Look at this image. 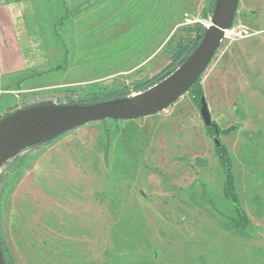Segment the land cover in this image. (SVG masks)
<instances>
[{"label": "rangeland", "instance_id": "1", "mask_svg": "<svg viewBox=\"0 0 264 264\" xmlns=\"http://www.w3.org/2000/svg\"><path fill=\"white\" fill-rule=\"evenodd\" d=\"M43 1L16 46L22 60L49 48L54 61L16 70L3 44L0 117L64 102L69 89L79 98L150 78L169 63L166 45L211 15L210 0ZM263 2L235 13L200 77L212 128L186 92L157 114L87 122L4 166L0 231L15 264H264ZM219 144L244 228L224 197Z\"/></svg>", "mask_w": 264, "mask_h": 264}, {"label": "water", "instance_id": "2", "mask_svg": "<svg viewBox=\"0 0 264 264\" xmlns=\"http://www.w3.org/2000/svg\"><path fill=\"white\" fill-rule=\"evenodd\" d=\"M239 0H214L210 23L191 54L173 72L144 91L124 98L90 104L41 102L17 108L0 119V169L4 162L29 146L52 139L87 122L106 118L131 120L157 114L184 95L200 78L230 29ZM205 125L212 124L200 98ZM0 264H6L0 249Z\"/></svg>", "mask_w": 264, "mask_h": 264}, {"label": "trees", "instance_id": "3", "mask_svg": "<svg viewBox=\"0 0 264 264\" xmlns=\"http://www.w3.org/2000/svg\"><path fill=\"white\" fill-rule=\"evenodd\" d=\"M213 4H214V0H210L209 11H212ZM59 25H62V23L60 24L59 22H56V21L52 25V30L56 38H60V35L58 33ZM203 32H204V26L196 22L192 26L188 27V29L185 32L184 38H180L173 46H171V42H172L171 40L166 45V48H165V50H167V53L169 55V63L167 64L165 68H163L161 71H159L157 74L153 75L150 78L134 82L131 86L126 85V86H118L116 88H100L99 90L90 92L86 94L85 96L79 97V98L74 96V92L72 89H69V90L66 89L67 91H65L64 93L66 100L64 102H55V103L83 105V104L96 103V102L115 99V98H124V97L130 96L132 93L144 91L147 88L159 82L160 80H162L163 78H165L167 75L173 72L178 66H180L182 62L195 49V47L197 46V44L199 43L201 39ZM65 59L66 58H63L64 62H65ZM58 69H64V67L58 66ZM199 81H200V78L187 91V93H190L192 97L194 98L196 96L200 98L202 95ZM6 115H3L2 117H0V119ZM207 126L211 127V125H207ZM56 137L40 142L36 145L26 147L23 150L37 148L41 145H44L50 142ZM216 153L218 155L220 164L222 165L223 170H224V188H223L224 197L227 200V202H229L232 205L233 215H234V218H233L234 225L239 228H244L247 225L246 215L243 209L239 206L236 195L234 193L233 177H232V172H231L229 155L227 151L224 149V147L221 146L220 144L217 145L216 147ZM19 154L20 152L16 154L15 156H13L12 158H10L9 160H7L6 162H4V164L2 165L0 169V186H1L2 180L4 179V175L1 174V171L4 169V166L9 161L17 159L19 157ZM0 249L2 251L6 264H15L14 259L10 253V250L8 249L5 243V240H4V237L1 231H0Z\"/></svg>", "mask_w": 264, "mask_h": 264}, {"label": "crops", "instance_id": "4", "mask_svg": "<svg viewBox=\"0 0 264 264\" xmlns=\"http://www.w3.org/2000/svg\"><path fill=\"white\" fill-rule=\"evenodd\" d=\"M43 2V0H0V60L3 61L4 56L3 44L11 43V52H9L10 60L18 59L19 63L20 60L23 63V65L19 64V67L16 68V70H19L20 68H38L40 66L48 67L51 64L50 61H54V58L51 59L49 57V48H47V52H43V54L33 53L32 55L31 52L28 51L29 57H26L25 53V63L23 62L25 60H22L19 56L18 48L16 46L18 39H23L25 33L28 30L30 31V19L34 16H36V18L38 17L39 6L42 5ZM254 3L256 4L257 0H239L236 16H242L243 14L245 15L252 12L253 10H251V6ZM262 4H264V2ZM26 40H28V38ZM9 70L11 71V69Z\"/></svg>", "mask_w": 264, "mask_h": 264}, {"label": "built area", "instance_id": "5", "mask_svg": "<svg viewBox=\"0 0 264 264\" xmlns=\"http://www.w3.org/2000/svg\"><path fill=\"white\" fill-rule=\"evenodd\" d=\"M204 25L207 26L208 24H204ZM230 33H233V32L231 31V28L225 31L224 39H225V38H228L229 35H230ZM17 91H18L19 93L22 92V90H17ZM4 92H5V89L2 88V87L0 86V94H1V93H4Z\"/></svg>", "mask_w": 264, "mask_h": 264}]
</instances>
